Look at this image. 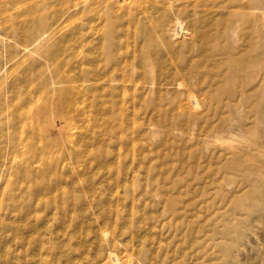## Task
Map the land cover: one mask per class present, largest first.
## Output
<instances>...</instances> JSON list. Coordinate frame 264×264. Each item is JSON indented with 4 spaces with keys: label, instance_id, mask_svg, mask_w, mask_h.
Returning a JSON list of instances; mask_svg holds the SVG:
<instances>
[{
    "label": "rangeland",
    "instance_id": "obj_1",
    "mask_svg": "<svg viewBox=\"0 0 264 264\" xmlns=\"http://www.w3.org/2000/svg\"><path fill=\"white\" fill-rule=\"evenodd\" d=\"M2 15L26 38L0 32V264H264V87L221 88L223 54H264V0H28ZM199 54L217 65L177 87ZM122 68L144 81L98 78Z\"/></svg>",
    "mask_w": 264,
    "mask_h": 264
},
{
    "label": "bare ground",
    "instance_id": "obj_2",
    "mask_svg": "<svg viewBox=\"0 0 264 264\" xmlns=\"http://www.w3.org/2000/svg\"><path fill=\"white\" fill-rule=\"evenodd\" d=\"M24 1L28 0H0V10L6 9V7L12 4H18L20 5ZM6 15H2L0 17V32L3 33V36L5 38H16L20 44L24 42V39L26 38V35L24 33L23 28L20 26L18 28H8L7 25V20L5 19ZM20 25V24H19ZM179 27V26H178ZM177 27V28H178ZM182 30V29H181ZM176 34V33H175ZM216 46V41L213 43V48ZM247 51V47L243 50ZM238 49L233 53L232 51L230 52L231 54H223L227 57V66L230 68V74L224 84V86H221L225 91H229V86L232 84L234 80H237V85L239 88H245V89H254L256 92L261 90L264 87V54H244V52H241L240 54L238 53ZM215 55L217 54H199L197 57H199L197 60L195 59L196 62H198L197 65L194 66V64H182L179 65L178 69L182 71V73L178 72V69L176 71V74L179 76L175 84H177V87H183L189 85V80L185 79V74L186 72H192L194 71L199 72L201 75L206 76L207 73H211L213 70H208L206 69V65L203 64H215L217 65L218 61L215 59ZM108 57V56H106ZM107 63L109 61L106 60ZM126 65V64H125ZM144 65L140 62L139 64H134L133 66L131 65L129 69L138 66L139 68H142ZM221 66V63L219 64ZM247 67V68H246ZM146 72V71H145ZM214 72H217V69L214 70ZM15 73V72H14ZM244 73H247L249 76H245ZM12 76V75H11ZM98 78L109 80V81H118L120 83H123L124 85L127 84H132L133 87H137L139 82H143L144 80L136 77H130L126 74L125 70L122 68L120 72L114 73V72H107L103 73L101 76H98ZM181 78H184L183 80ZM247 78V79H246ZM58 81L60 82H65V83H74L78 81H85V80H91L92 76H80V77H71L68 74L63 73V75L58 76ZM162 80V78H159V82ZM152 82H155V80H151ZM6 82V81H5ZM228 83V84H227ZM227 84V86H225ZM70 85V84H69ZM73 85V84H72ZM73 86L68 87V91L73 90ZM222 89V91H223ZM186 91L188 94L192 95V92L189 91V88L186 87ZM217 94H214L213 97L217 98ZM256 97L257 99V93L255 94H248L243 97V101L249 102L252 101L253 97ZM190 99V96H189ZM71 100V98H70ZM193 100V99H192ZM192 103V102H191ZM194 107H196L193 104ZM51 114H54L51 112ZM109 128H105L104 131L107 132L109 131ZM127 128L122 127L121 133H125ZM72 131V130H71ZM134 131V130H131ZM70 130L68 131V133ZM111 132V130L109 131ZM70 135V133H69ZM72 143V142H71ZM110 251V250H109ZM115 253V252H114ZM115 255V254H114ZM112 256V255H110ZM116 256V255H115ZM127 257V256H126ZM113 264H122L119 257H115V260L113 261Z\"/></svg>",
    "mask_w": 264,
    "mask_h": 264
}]
</instances>
